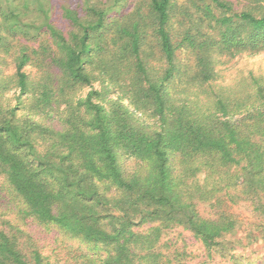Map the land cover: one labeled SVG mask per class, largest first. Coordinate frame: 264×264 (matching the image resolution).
Wrapping results in <instances>:
<instances>
[{
	"label": "trees",
	"instance_id": "16d2710c",
	"mask_svg": "<svg viewBox=\"0 0 264 264\" xmlns=\"http://www.w3.org/2000/svg\"><path fill=\"white\" fill-rule=\"evenodd\" d=\"M63 1L50 21L41 0L0 1L8 34L50 42L21 48L0 105V264H162L175 227L200 264H264L234 250L226 209L246 202L264 240V83L214 87L222 58L264 53V0ZM61 105V130L35 120Z\"/></svg>",
	"mask_w": 264,
	"mask_h": 264
},
{
	"label": "rangeland",
	"instance_id": "374dc122",
	"mask_svg": "<svg viewBox=\"0 0 264 264\" xmlns=\"http://www.w3.org/2000/svg\"><path fill=\"white\" fill-rule=\"evenodd\" d=\"M1 1V0H0ZM4 1V0H3ZM48 0H41V7L35 11V17L43 21H50L53 14L52 6L47 2ZM133 5L128 8L132 10L134 6L145 5L147 0H132ZM186 0H179V3H184ZM61 4H64L63 0H60ZM10 5L7 0L6 3ZM39 4V5H40ZM56 6L55 13H59L60 4L54 3ZM0 4V13L6 10L7 7H2ZM233 8L237 11L243 9L242 4L233 2ZM14 9L8 7L7 11ZM13 19L24 21V12H14ZM0 19V34L2 35V42L0 46V105L13 106L15 104L14 98L18 94V88L14 84V59L19 55V52L23 46H26L27 51L30 53L32 50L39 51L40 46L50 43L48 36L43 37L42 40L35 42L33 40L25 41L20 36H11L7 30L1 25ZM33 41V42H32ZM182 60H185L186 56L180 55ZM25 71L29 74L31 81L39 80L38 74H36V68L33 65H28ZM216 71L218 72V80L214 82V87H225L226 89L240 90L243 95H246V90L249 88L250 76L262 79L264 83V53H260L255 56L240 55L234 58H222L221 62L217 65ZM243 81V84H242ZM95 89H98L99 83L93 84ZM89 88H76L72 93L74 98H83L88 92ZM243 90V92H242ZM238 93V92H237ZM32 90L24 95L26 103L25 108L30 107L32 102ZM64 105H61L56 112H53V116L46 115L35 116V120L40 123L55 129L56 131L62 129L61 118L63 116ZM22 113V112H21ZM149 121V120H148ZM152 122V120H150ZM150 122V123H151ZM132 167V164L130 165ZM203 174L199 175L198 182L202 183ZM199 209L201 211H209L207 205L200 204ZM227 211L234 215L237 219V226L232 237L228 239L233 241L234 250L237 253L243 254L249 258H255L257 254L264 252V240L258 239L257 241H251L250 235L257 236V233L253 231L252 222L253 214L250 206L243 201H239L235 204L226 203ZM205 213V214H206ZM251 241V242H249ZM163 242L168 245L167 249L163 250L164 256L167 259H163L162 264H200L205 256L201 251V247L198 242L193 238L190 232L183 230L180 227L170 229ZM74 248H77V244L72 243ZM169 260V261H167ZM167 262V263H165ZM213 264H228L225 259L215 255L213 258Z\"/></svg>",
	"mask_w": 264,
	"mask_h": 264
}]
</instances>
